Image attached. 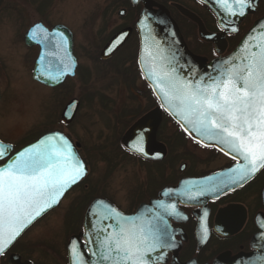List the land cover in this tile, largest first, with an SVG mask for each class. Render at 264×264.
I'll return each mask as SVG.
<instances>
[{"label": "snow or ice", "instance_id": "snow-or-ice-1", "mask_svg": "<svg viewBox=\"0 0 264 264\" xmlns=\"http://www.w3.org/2000/svg\"><path fill=\"white\" fill-rule=\"evenodd\" d=\"M222 14V30L233 17H243L252 7V0H215ZM147 17L138 23L148 28ZM127 33H121L106 49L114 54L122 46ZM29 39L46 41L56 49L58 65L55 72L44 67L41 75L59 82L72 73L75 61L66 45L63 31L49 32L35 24ZM141 72L147 79L160 106L176 120L183 131L204 147L215 146L231 157L234 164L226 172L201 181H184L182 189H166L162 197L173 195L187 201H198L208 194L219 195L234 190L264 169V25L250 34L237 55L221 61L215 75H201L194 67H185L175 53L155 41L151 33L144 36ZM74 108L75 105H70ZM71 119V117H69ZM141 133L130 150L147 156ZM11 146L0 143V254L10 247L22 232L42 215L60 203L64 194L87 175V167L61 133L45 135L36 143L10 156ZM92 231L83 241L70 242L72 264H166L167 250L175 248L169 217L183 218L175 203L158 199L152 207L135 215H124L103 200L91 209ZM207 216V212L204 213ZM264 227V224L261 225ZM201 243L208 229L201 218Z\"/></svg>", "mask_w": 264, "mask_h": 264}, {"label": "rangeland", "instance_id": "rangeland-1", "mask_svg": "<svg viewBox=\"0 0 264 264\" xmlns=\"http://www.w3.org/2000/svg\"><path fill=\"white\" fill-rule=\"evenodd\" d=\"M141 6L133 7L128 0H0L1 139L18 149L43 133L60 130L80 144L79 150L90 169L81 185L18 240L11 251L21 253L22 261L31 258L35 264H65L67 243L73 234H78L93 196L106 194L128 212L133 201L144 200L150 192L143 190V178L145 172H153L157 166L141 162L121 145L126 131L156 105L140 75H131L132 70L136 71V33L112 59L101 58L106 41L117 31L131 27ZM122 8L127 10L124 16L118 14ZM37 21L64 25L74 31L81 69L76 77L54 88L32 78L38 51L26 45L24 36ZM183 23L189 32L191 29ZM73 98L80 100V106L72 122L64 123L61 113ZM164 122L160 135L168 147L164 166L172 159L175 163L170 167L178 171L181 163L187 161V152L179 140L172 144L170 138L175 129ZM216 163H198L193 169ZM11 251L0 258V264H8Z\"/></svg>", "mask_w": 264, "mask_h": 264}, {"label": "flooded vegetation", "instance_id": "flooded-vegetation-1", "mask_svg": "<svg viewBox=\"0 0 264 264\" xmlns=\"http://www.w3.org/2000/svg\"><path fill=\"white\" fill-rule=\"evenodd\" d=\"M156 1L165 5L169 9L172 17L176 20L177 24L179 25V28L182 32L185 42L187 43L190 50L195 54L207 58L208 60H212L214 58L224 56L230 53L238 45V43L243 38L245 33L253 26L255 21L264 15V0H256V2L255 0H252V6L255 7V10L253 12L248 13L244 17V19L239 23L237 31L232 32V31L222 30L223 28L220 26L219 19L216 16V14L207 4H205L201 0H176V1L156 0ZM176 4H180L185 8L191 10L195 14H197L208 31L212 33H224V37L227 41V45L224 47L222 52L217 50L213 42L206 41L201 38L199 34L198 24L193 20H191L190 18H188L187 16H185L176 7ZM197 9H200V11H197ZM180 20H184V21H180ZM37 22H34L33 24ZM183 22H185V24L188 25V29H191L187 33L185 29L182 27V25H184ZM32 25H30L28 29ZM45 25L49 29H52L54 26H56L55 24L53 25L45 24ZM128 27H130V25H128ZM131 27H133L132 35L136 33L137 42H138V51H139L140 41H139L138 31L136 29V21L134 24L131 25ZM71 31L73 33V39L75 45L74 31L73 30ZM129 40L130 39H128V41ZM32 47L37 48L38 51L37 55H38L39 47L38 46H32ZM138 51H137V58H138ZM73 52L77 62L76 64V76H77L81 67L79 63V58L75 53V48H73ZM118 53H116L115 55H117ZM114 56H112L107 60L112 59ZM137 58L136 60H138ZM135 68L136 71L132 70L131 75L133 74V72L135 74L140 75L141 79L144 82L146 91L150 92L149 89L150 86L148 85L142 73L140 72L137 63H135ZM130 82L131 80L128 81V83ZM147 92H145L144 94L147 95L148 94ZM150 94L152 98L156 100L151 92ZM157 105L158 104H156L155 107ZM164 121H168L170 125L175 129L173 131L174 135L171 134L172 137L170 138V140H172V144L174 145L178 140L182 142L183 145L182 147H184L183 151L184 153L187 152L185 154L187 161L181 163V165L178 168V171H174L175 169H171V167L175 163L172 159L169 162V164L167 163L168 166H164L166 163V159L168 158V152L163 159L153 160V159L143 158L141 156L129 152L128 150H125V152L133 155L141 162L146 164L149 163L152 166H157V169H155L153 172L151 171L145 172L146 177L143 178V182L145 185L143 190L145 189L149 190L150 191L149 194H146L145 199L142 201L132 200L134 202V205H132L133 207H131L127 213H134L140 204L144 202H149L153 198H157L159 192L164 187L169 185H177L182 178L211 174L216 171L226 169L234 164V161L231 159V157L225 155L223 152L219 151L218 149L214 147H204L202 144L196 143L183 131V129L177 124V122L174 119H172L164 112L162 122L158 129L157 138L160 142L164 143L166 147L167 144L165 143V140H163L160 136L162 134L163 124L165 123ZM210 162H217V163L212 166L205 167V169H197V168L193 169V165L198 166V163L209 164ZM89 174H90V169L88 171L87 176L78 185H81V183L89 176ZM78 185H76L75 187H77ZM75 187H73L70 191H72ZM87 197L88 196H84L83 199H86ZM98 197L107 198L106 194H97L96 196L90 198L89 204L95 198ZM107 199L112 201L110 198ZM178 206L182 210V216L187 217V219H183V218L171 219L172 226L174 228V231L176 232L175 240L177 243L175 248L168 250L166 255V264H220L217 262V260L219 257H221L224 254L227 255L229 254L230 256L233 257L239 254L256 253L261 248H264V227H261V225L264 224V169H261L258 173H256V175L251 180L244 183L242 187H237L234 190H229L219 195L210 197L206 201V205L186 204L183 202H179ZM205 212H207L206 217L204 216ZM202 217L208 229V237L203 243H201V228H200ZM83 230H84V216H83L82 226L78 231V233L82 232ZM27 259H31V258H27ZM65 264H68V250H67V260Z\"/></svg>", "mask_w": 264, "mask_h": 264}, {"label": "water", "instance_id": "water-1", "mask_svg": "<svg viewBox=\"0 0 264 264\" xmlns=\"http://www.w3.org/2000/svg\"><path fill=\"white\" fill-rule=\"evenodd\" d=\"M131 1H132V3L134 5L142 4V6H143L142 10H141V12L139 14V17H138V19L136 21V26H137V29H138V32H139V39H140V50H139V57H138V63H139L140 69L142 68V64H141V59L140 58H141L142 50H143V47H144V36L146 34H149V32L151 33V36L155 37V41L158 42L162 48L166 49L169 54L175 53L176 60L178 61V63L180 65H184L185 67H194L199 74L207 76V75H215L217 65L221 61H224V60H226V59H228V58H230V57H232L234 55H237L238 52H239V49L242 46V42L250 34H253V30H256V32H259L261 30V25H264V15H263L261 18L256 20L254 25L246 32V34L243 36V38L241 39V41L239 42L237 47L231 53H229V54H227L225 56L217 57V58L209 61L207 58L202 57L200 55H197V54L193 53L189 49V47H188L187 43L185 42L184 37H183V35L181 33L179 25L177 24L176 20L172 17L169 9L166 6L156 2L155 0H131ZM201 1L204 2L205 4H207L213 10V12L216 14V16L219 19L220 26L222 28H224V24L222 23V20H221L222 14L219 11V6L215 3V0H201ZM255 2H256V0H255ZM176 7L185 16H187L188 18H190L191 20H193L194 22H196L198 24V26H199V34H200L202 39H204L206 41L213 42L215 44L217 50L222 52L224 47L227 45V41H226V39L224 37V33H212L210 31H208L206 29V27L204 26L202 20L200 19V17L197 14H195L194 12H192L191 10L185 8L184 6H182L180 4H176ZM254 10H255V7L252 6L250 9H248L246 11V15L248 13H250V12H253ZM126 12H127V10L125 8H122V9L119 10L118 13H119L120 16H124L126 14ZM245 16L231 18L233 23L229 27L238 28L239 23L244 19ZM145 17H147V20L145 21V23L148 24L149 27L148 28H144L142 30L138 22L141 19H144ZM39 24H41L49 32H55L56 30H60V31L64 32L65 36L68 37V44L66 45V47L68 49V52L70 53L71 58L75 61V68H76V59H75V57L73 55V35H72V32L64 25H57V26L53 27L52 30H49V28L44 26L43 23H39ZM31 29L32 28H30L29 31L26 33V36H25L26 44L29 45V46H33V45H39L40 46V54H39V56H38V58H37V60L35 62V66H34V72H33L34 80H36V81H38V82H40V83H42V84H44L46 86L55 87V86H58V85L62 84L68 76H75V68L73 69L72 73H70L69 75H66L65 77H63L59 82L48 81L47 79H45L41 75V73L44 71V67L43 66H48L53 72H55L56 69H57V65H58L57 55H62L63 53L53 54V53H56V49L53 48L52 45L49 44L47 41L44 44H41L37 40L29 39V35H30V32H31ZM132 31H133L132 27H126V28H123L120 31H118L115 35H113L112 38L103 47V49L101 51V57L104 58V59H108V58L112 57L126 43V41L129 39L130 35L132 34ZM228 31H230V30H228ZM121 33H127V36H126L122 46H120L119 49L114 52V54H111V55L106 54V49L110 46L111 42L116 37H118ZM42 54L44 55L43 66L40 63V58H41ZM146 81L148 82V84H150V82L147 79H146ZM0 97H1V92H0ZM70 105H75V107L74 108H70L69 107ZM79 106H80V100L79 99H77V98L71 99L65 105V107H64V109H63V111L61 113V119L65 123H71L72 120L74 119L77 111H78ZM164 111H165V109L162 108L159 105V106L153 108L152 110L148 111L143 116H141L126 131V133L123 135V137L121 139V142H122L123 146L127 150H129V151H131V152H133V153H135L137 155H140V156H142L144 158H147V159H153V160L163 159L166 156V154H167V148H166V146L163 143L158 141L157 135H158V129H159L160 124H161L162 119H163V112ZM165 112H167V111H165ZM69 117H71V119H69ZM55 132H59V133L63 134L70 141V143L72 144L73 149L76 152V154L85 163L83 157L81 156V154L79 152L80 144L79 143H74L71 140V138L66 133H64V132H62L60 130H54V131L47 132L44 135H42L40 138H38L37 140L27 144L23 148L28 147L29 145L36 143L39 139H41L45 135H48V134H51V133H55ZM141 133L144 134L143 147H144L145 152L148 154L147 156L141 155L139 153H136L135 151L130 150V146L133 144V142L136 140V138ZM0 143H3L5 145L11 146L12 151L10 153V156H14L16 152H18V151L23 149V148H21L20 150L12 153L13 150H14V146L12 144L5 143L1 139H0ZM213 147H215V146H213ZM215 148L218 149V147H215ZM85 165H86V163H85ZM86 167H87V165H86ZM226 171H227V169H224L222 171H218V172H215L213 174L202 176V177L183 178V179L180 180L179 184L176 185V186H166L164 189H162L160 191L158 198L151 199L147 203H142L138 207L136 212L132 213V214L124 213L116 205H114L112 202H110L109 200H107L105 198H97V199H95L89 205V207H88V209H87V211L85 213V218H84V230H85V232H80L77 235H73L70 238L69 242H68L69 264H72V258H71V254H70V242L72 240L83 241L82 236L85 238V235H87L89 232L92 231L91 225L94 222V218L91 215V209L93 208L94 205H96V201L103 200L106 203L110 204L112 207L117 208L124 215H135L140 210L152 207V203L154 201L163 198V199L166 200V202L175 203L176 206H177L178 211L182 214V210L178 206L179 202H183V203H186V204H203V205H206V201L210 197L216 196V194H208L206 196L200 197L198 201H187V200H185L184 197L177 196V195L174 194L173 197L171 198V200H169V198L161 196V193L164 190H166V189H174V190L175 189H182V188L185 187V185L183 183L184 181H201V180H205L207 177L216 176L218 173H222V172H226ZM87 172H88V167H87ZM73 186H75V185H73ZM229 190H232V189H225L224 192H227ZM62 198H61V200H62ZM50 210H48V211H50ZM172 218H176V217H169L168 218V223H169V230L173 233L174 239H175V233L176 232L174 231V228H173L172 223H171V219ZM237 228H238V226H237ZM24 231L22 232V234L24 233ZM176 243L177 242L175 240V244ZM10 247H8L4 252H6ZM167 252H168V250H167ZM1 255L2 254H0V256ZM166 255H167V253H166ZM86 259H88L90 264H91V260H93L95 258L94 257H88L86 255ZM217 262L220 263V264H264V248H261L256 253L239 254V255H236V256H233V257L230 256L229 254L228 255L224 254V255H222L221 257L218 258ZM8 263L9 264H33V262L30 261V260L22 261L21 256L19 254H16V253H13V254L10 255Z\"/></svg>", "mask_w": 264, "mask_h": 264}, {"label": "trees", "instance_id": "trees-1", "mask_svg": "<svg viewBox=\"0 0 264 264\" xmlns=\"http://www.w3.org/2000/svg\"><path fill=\"white\" fill-rule=\"evenodd\" d=\"M130 5H132V4L130 3ZM139 7H140V6H139ZM136 8H137V7H136ZM138 9H139V8H138ZM155 103L158 104V102H157L156 100H155ZM150 109H151V108H150ZM150 109H148V110H150ZM146 111H147V110H146ZM146 111H145V112H146ZM143 113H144V112H143ZM14 249H15V248H14Z\"/></svg>", "mask_w": 264, "mask_h": 264}, {"label": "bare ground", "instance_id": "bare-ground-1", "mask_svg": "<svg viewBox=\"0 0 264 264\" xmlns=\"http://www.w3.org/2000/svg\"><path fill=\"white\" fill-rule=\"evenodd\" d=\"M0 100H1V99H0ZM65 197H66V196H65ZM62 201H63V200H62ZM62 201H61V202H62ZM60 204H61V203H60ZM60 204H59V205H60Z\"/></svg>", "mask_w": 264, "mask_h": 264}]
</instances>
